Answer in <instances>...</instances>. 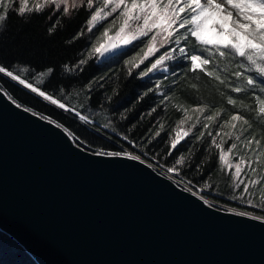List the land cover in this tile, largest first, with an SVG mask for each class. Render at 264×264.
I'll return each mask as SVG.
<instances>
[{"label": "water", "instance_id": "water-1", "mask_svg": "<svg viewBox=\"0 0 264 264\" xmlns=\"http://www.w3.org/2000/svg\"><path fill=\"white\" fill-rule=\"evenodd\" d=\"M25 109L0 94V230L38 264H264V221L77 148Z\"/></svg>", "mask_w": 264, "mask_h": 264}, {"label": "snow or ice", "instance_id": "snow-or-ice-1", "mask_svg": "<svg viewBox=\"0 0 264 264\" xmlns=\"http://www.w3.org/2000/svg\"><path fill=\"white\" fill-rule=\"evenodd\" d=\"M224 4L236 9L241 19H233L232 12L217 0H32L31 6L30 0H0V41L5 38L4 34L8 31L10 13L14 12L17 16L25 18L27 14H41L45 9L51 8L52 15L60 14L56 23L48 30L51 36L60 24L61 18L71 19L72 11L78 12L84 8L89 12L86 20L87 32L82 29L73 40L87 35L91 43L84 59L75 65L65 63L62 66L64 73L70 75L82 72L89 59L126 55L143 44L140 52L124 61L129 76L133 74L134 69H141V65H145L139 71V77L163 72L166 79L169 72L166 67L167 61H185L189 65L185 75L191 72L199 79V74H203L234 94H250L255 100L254 107L245 105L243 101L238 104L233 95H227L226 103L231 106V112L203 102L191 107L173 105L183 115L176 121L175 128L168 133L169 150L165 157H160L158 153L149 154L147 151V145L165 131L162 123L147 139V143L130 140L127 134H119L120 139L137 149L140 154H134L127 149L115 151L104 147L94 149L92 153L98 157H123L139 161L158 175L173 181L177 187L197 196L205 205L219 207L202 194L212 191L219 193L218 186L214 187V182H209L210 178L205 179L200 185L194 184L191 179H177L182 176V169L191 167L198 145L205 144L207 140L205 160H210L215 150L221 171L226 167L230 175V183L227 186L233 191L229 198L264 210V143H262L264 134H260L264 132V0H224ZM217 15L220 17L218 23L220 34L226 36V39L212 40L205 34L206 21ZM228 21L231 22V27L226 23ZM161 49L165 50L161 52ZM157 53L160 54L157 56ZM149 57L153 59L150 60ZM145 61H148V64H145ZM55 74L54 66L37 69L28 64L21 66L19 62L9 66L0 63V75L3 77L30 90L51 105L74 114L79 120L87 124L94 123L88 115L82 114L62 98L42 90ZM172 75L175 76L176 73ZM102 80L104 77L89 82L84 90L91 92L93 83L103 87L100 83ZM161 86L162 82L157 81L155 89L150 88L148 92H158ZM192 88L198 90L196 84H193ZM148 92L142 94L140 99ZM0 94L17 108L21 107L4 88H0ZM219 94L224 96L223 92ZM107 99L110 100L111 97ZM169 100L170 97L164 94L160 104ZM25 111L31 112L32 109L27 108ZM155 111L156 108H152L147 115L151 116ZM241 111H244L245 115H241ZM222 113H227V119L222 118ZM248 115H251L253 121L260 126V132L253 127V122L247 118ZM42 119L50 120L51 124L63 128L69 136H74L67 127L57 124L51 117L43 116ZM120 119H126V115L121 113ZM102 127L115 133L111 121L104 123ZM132 127L135 128V125ZM226 128L228 131H225ZM228 140L231 143L225 149L224 145ZM181 142L192 145L189 148V155L181 154L175 157L171 165L161 163V159L167 160L174 150H178ZM76 146L80 147L78 138ZM87 147L89 146H85V150ZM232 156L238 157L235 163L231 162ZM204 164L205 161L197 164L195 171L203 175ZM242 173L246 179L241 178ZM241 185L243 190L237 195L235 190L240 189ZM225 211L264 221V216H255L251 212H237L235 208H225Z\"/></svg>", "mask_w": 264, "mask_h": 264}, {"label": "trees", "instance_id": "trees-1", "mask_svg": "<svg viewBox=\"0 0 264 264\" xmlns=\"http://www.w3.org/2000/svg\"><path fill=\"white\" fill-rule=\"evenodd\" d=\"M59 15V13L52 15L51 8L45 9L41 14H27L25 18L17 16L14 12L10 13L8 31L4 34L5 38L0 41V63L9 66L14 62H19L21 66L28 64L37 69L54 66L56 74L42 90L48 91L57 98H62L64 102L76 107L82 114L88 115L94 123L87 124L79 120L74 114L51 105L50 102L37 97L30 90L24 89L23 86L2 75H0V81L4 82H0V86L21 105L43 116H49L67 127L70 132L74 133L75 141L77 142L78 138L83 147L89 146L87 147L89 150L104 147L115 151L128 148L135 154H140L137 149L130 147L128 143L120 139L119 134H127L130 140L147 143V139L162 123L165 131L147 145V151L149 154L158 153L160 157H165L169 150L168 133L175 128L176 121L181 116V112L173 106L176 105V99L188 98L196 103L205 102L215 108L232 111L231 106L226 103L225 86L217 85V82L203 74H199V79H196L191 72L185 75L189 67L185 61H169V65L175 67L173 72L176 75H168L169 78L164 80V84L162 82V86L168 89L170 97V100L164 104H160L162 93L148 92L150 88L155 89L156 81H152L149 76L139 77V69H134L133 74L129 76L124 61L121 59L99 61L98 58H92L88 60L82 72H74L70 75L64 73L62 66L65 63L75 65L79 60L84 59L90 46L91 40L87 35L73 40V37L82 29L85 33L87 32L86 20L89 12L84 8L79 9L78 12L72 11L71 19L61 18L60 24L50 36L48 30L56 23ZM69 41L72 42L68 43ZM221 63L224 62L221 61ZM100 77H104V80L100 81L103 87L93 83L91 92L84 90L89 82L99 80ZM174 81L178 83L174 84ZM193 84L197 85L198 90L192 88ZM61 89L64 91L62 92ZM146 92L148 94L140 99L141 95ZM220 92L224 93L223 97L219 94ZM108 97L111 99H107ZM243 103L255 106V100L251 95H247ZM152 108H156V111L151 116L147 115ZM241 112L245 115L244 111ZM121 113L126 115V119H120ZM142 116L143 119H141ZM222 118L227 119V113H222ZM247 118L260 132V126L253 121L252 116L248 115ZM109 121L115 128V133L111 129L106 130L102 127ZM133 125L135 128L132 127ZM207 143L206 140L205 144L198 145L191 167L182 169V176L177 179H191L194 184L200 185L205 179L210 178L209 182H214V187L218 186L219 193L223 195L216 191L205 192L208 198L220 204L244 206L229 198L233 191L227 186L230 183V175L226 167L224 171H221L216 151L213 150L210 160H205ZM191 147L190 143L181 142L178 150H174L171 157L167 160L161 159L160 162L171 165L175 157L181 154L188 156ZM201 161H205L202 169L203 175L195 171L196 165ZM235 191L238 195L239 189ZM248 207L254 211L264 212L252 206ZM0 264L38 263L17 240L0 230Z\"/></svg>", "mask_w": 264, "mask_h": 264}, {"label": "rangeland", "instance_id": "rangeland-1", "mask_svg": "<svg viewBox=\"0 0 264 264\" xmlns=\"http://www.w3.org/2000/svg\"><path fill=\"white\" fill-rule=\"evenodd\" d=\"M217 2L218 3H221V4H223L224 5V7L228 10V11H231L232 12V18L233 19H241V17H240V15H239V13H238V11L236 10V9H233V8H231V7H229L228 5H226V4H224V0H217ZM31 3H32V0H30V6H31ZM213 17H215V18H218L219 16L217 15V16H212V17H210L209 19H212ZM109 19H111V18H109ZM209 21V20H208ZM227 24H228V26L229 27H231V22L230 21H228V22H226ZM227 37L226 36H222V39H226ZM144 47V45L143 44H141L140 45V47H138V48H135V49H133V50H131V51H129V52H127V54L126 55H121V56H118V57H110V58H107V59H121L122 61H125V60H128V59H130L131 57H133V56H135L136 55V53L137 52H140V48H143ZM165 49H161V52H163ZM160 53H157V56L159 55ZM141 55H143V53H141ZM107 59H105V58H103V57H101V58H98V60L99 61H104V60H107ZM149 59L151 60V59H153V57H149ZM171 62V61H170ZM145 64H148V61H145ZM144 66L145 65H141V69H139V70H142L143 68H144ZM166 67L168 68V70H169V72H168V74H167V78H169L168 77V75L169 76H174V75H172V73H174L173 72V70L175 69V67L173 66H170L169 65V61H167L166 62ZM165 73H163V72H156V73H150L149 74V77H150V79L152 80V81H161V82H163V84H164V80H165ZM227 90V91H226ZM224 91H226L227 92V94L226 95H233V98L234 99H236L237 101H238V103L239 102H241V101H244L245 99H246V96L247 95H244L243 93L242 94H234V93H232L231 92V90H229V89H224ZM159 92L160 93H162L163 95L164 94H166V95H168V89H166L165 87H161V89L159 90ZM250 95V94H249ZM176 105H183V106H185V107H191L192 105H195L196 104V102L195 101H192V100H190V99H188V98H180V99H176ZM203 103H205V102H203ZM182 113H181V116L177 119V120H179V119H181V117H182ZM241 115H243L242 114V112H241ZM213 131H214V129H213ZM225 131H228V129L226 128L225 129ZM217 139H219V137L217 138ZM225 139L227 140V137H225ZM230 143H231V141L230 140H228V142L224 145V148L225 149H227L228 147H229V145H230ZM263 143V142H262ZM127 150H129L128 148H126ZM129 151H132L131 149L129 150ZM135 154V153H134ZM241 154H243V153H241ZM236 160H238V157L237 156H232L231 157V162L232 163H235L236 162ZM241 178H245L244 177V174L242 173L241 174ZM246 179V178H245ZM243 190V185H241V187H240V189H239V192L240 191H242ZM203 195H205L204 193H202ZM205 198L206 199H208L211 203H213L214 205H219V207H222V208H235L238 212H241V211H246V212H251V213H253V215H255V216H264V212H259V211H254V210H252V209H249V207L247 206V205H244V206H238V205H225V204H220V203H217V202H215L213 199L211 200V198L209 197H207L206 195H205ZM239 203H241L240 201H238ZM242 204V203H241Z\"/></svg>", "mask_w": 264, "mask_h": 264}, {"label": "bare ground", "instance_id": "bare-ground-1", "mask_svg": "<svg viewBox=\"0 0 264 264\" xmlns=\"http://www.w3.org/2000/svg\"><path fill=\"white\" fill-rule=\"evenodd\" d=\"M220 17L209 19L206 21V36L212 40H220L222 39V35L220 34V29L218 28Z\"/></svg>", "mask_w": 264, "mask_h": 264}]
</instances>
